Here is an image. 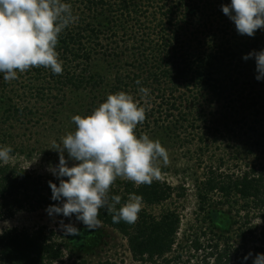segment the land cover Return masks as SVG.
I'll list each match as a JSON object with an SVG mask.
<instances>
[{"label": "trees", "instance_id": "1", "mask_svg": "<svg viewBox=\"0 0 264 264\" xmlns=\"http://www.w3.org/2000/svg\"><path fill=\"white\" fill-rule=\"evenodd\" d=\"M65 2L71 4L73 14L79 19L58 37L56 51L63 61V72L53 74L43 66L26 72L31 76L34 73L37 79L50 80L47 83L50 91H58L63 97L67 91L74 95L89 91L93 97L99 90L107 95L124 91L138 101L144 96L139 88L146 87L150 90L148 98L155 96L154 99L167 104L165 112L171 117L178 115L183 124L189 123L191 128L201 120L202 111L196 115L192 111L187 115L181 111L182 100L187 96L189 100L188 93L203 96L208 101L211 97L212 102L219 103L242 99L246 92L241 90L242 73H239L242 52L264 49V32L261 29L256 30L252 37H237L234 22L221 11V5L229 4L230 0ZM124 37L128 41L120 43L118 40ZM100 59L115 72L111 84L102 75L91 73L93 63ZM137 80L141 82L139 85ZM177 93L179 97L175 96ZM254 100L252 97L248 101L250 105ZM3 103L0 102L2 107ZM9 108L8 118H22L21 111L11 106V102ZM193 115L199 119L194 120ZM219 172L218 169H209L204 181L197 186L200 214L203 213L212 223L219 220L220 211L214 205L215 195H219L230 210L241 203L237 216L242 223H236L240 226L237 236L240 245L251 239L254 253H264V169L251 167L235 178ZM50 180L58 185L55 178L34 176L27 169L11 163L0 164V221L13 219L23 210L34 212L58 203L51 200ZM174 190L158 180H153L150 185L117 180L110 186L108 195L109 198L119 195L122 205L128 200L129 193H136L143 196V205L153 207L169 201ZM120 205L115 207L118 209ZM113 214L101 208L99 224L118 231L126 238L135 262H181V254L168 258L178 245L181 229V216L176 211L155 217L143 210L134 224L124 221L113 223ZM253 219L263 221L257 224ZM207 235L206 232L195 233L189 241V252L194 253L193 258H202V264H231L241 253L232 244L231 237L220 236L205 241ZM81 243L80 233L58 236L45 228L32 233L11 229L0 235V263L54 264L63 260L65 250L74 252L73 248ZM243 257L241 255V259ZM81 264L87 263L82 261Z\"/></svg>", "mask_w": 264, "mask_h": 264}, {"label": "rangeland", "instance_id": "2", "mask_svg": "<svg viewBox=\"0 0 264 264\" xmlns=\"http://www.w3.org/2000/svg\"><path fill=\"white\" fill-rule=\"evenodd\" d=\"M261 30L264 32V29ZM239 36L237 33V37ZM118 41L124 43L128 39L124 37ZM248 53L242 52L241 58ZM91 73L102 75L110 84L115 74L103 59L93 63ZM239 73H242L241 90L246 91L242 99L219 103L212 102L211 97L208 101L203 96L196 97V94L192 96L188 93L189 100L188 96L182 100L181 111L185 115L190 111L194 112V115L202 111V118L194 128H191L189 123L183 124L178 115L169 116L165 112L168 105L157 98L154 99L155 96L148 98V94L141 100H135L145 108L146 114L145 120L138 123L134 130L135 134L138 137L147 134L153 140L158 139L169 153L167 164L158 161L161 175L154 180L175 189L169 201L153 207L142 204L141 211L146 210L155 217H160L167 211H176L181 216L178 245L168 257L172 259L181 254L182 260L179 264H202V258H193L194 253L189 252L191 237L201 232L208 233L205 241L218 239L220 236L231 237L232 244L241 251L231 264H242L241 255L245 256L249 252H252V258L256 255L252 249L253 244H250L251 239L240 245L237 237L240 226L236 223L241 221L237 216V209L241 203L230 210L225 201L215 195L214 205L220 211V218L216 223H212L203 213L200 214L197 199V186L204 181L209 169H218L232 178L250 170L251 167L264 169V81L258 82L255 79L254 58L247 61L242 59ZM34 76V73L31 76L26 71L18 72V79L5 81L0 74V102H4L3 107L0 104V140L2 144L12 146V158L8 163L21 166L34 176L55 178L46 170L49 164H58L59 156L54 150L53 142L59 143L62 136L75 130L72 116L90 114L106 100L107 94L99 90L93 97L89 95V91L75 95L72 91H67L63 97L58 91H50L47 86L50 80L37 79ZM41 93L44 96H41ZM175 96L179 97L180 94ZM252 97H255V100L250 105L248 101ZM186 100L189 102H185ZM10 102L11 106L21 111L20 120L8 118ZM197 119L199 116L194 118ZM65 156L67 157V153ZM117 180L127 179L117 177L115 181ZM45 209L34 212L23 210L13 219L0 221V235L11 229L32 233L41 228H45L47 232L54 231L58 236L65 235L59 228V222L63 220L65 224L72 223L79 229L82 243L72 247L74 252L65 250L63 260L54 264H81L82 261L87 264H154L135 262L129 252L126 238L118 231L102 224L89 229L76 221L75 215L71 218L55 215L50 217ZM5 221L7 223H4ZM253 221L261 224L263 220ZM252 258L243 264L252 262ZM159 263L161 262L158 261Z\"/></svg>", "mask_w": 264, "mask_h": 264}, {"label": "clouds", "instance_id": "3", "mask_svg": "<svg viewBox=\"0 0 264 264\" xmlns=\"http://www.w3.org/2000/svg\"><path fill=\"white\" fill-rule=\"evenodd\" d=\"M221 11L234 22L240 35L252 37L256 30L264 29V0H230L229 4L221 5ZM78 19L65 0H0V74L3 80L18 79V72L40 66L53 74H61L63 61L56 51L58 37ZM250 58L255 59V79L264 81V49L242 57L245 61ZM139 92L147 96L150 90L140 87ZM145 118V108L124 91L107 95L88 115L72 116L75 130L62 136L59 143L53 142L59 160L58 164H49L46 170L58 181V185L48 181L51 200L58 203L50 204L46 213L50 217L64 218L75 215L76 221L93 229L100 223L99 210L105 208L114 212L113 223L134 224L143 196L129 193L128 200L120 205L121 197L109 198L108 193L117 177L136 185H150L161 175L158 161L167 164L169 160L168 150L158 139L135 134L138 123ZM12 152L11 145L0 144V163H8ZM116 205L120 207L117 209ZM59 228L66 236L79 234L74 224H65L63 220ZM252 257V252L247 253L242 264ZM252 264H264V253H257Z\"/></svg>", "mask_w": 264, "mask_h": 264}]
</instances>
